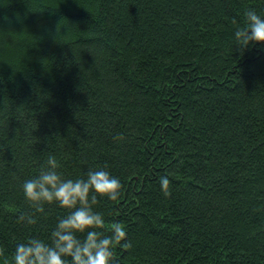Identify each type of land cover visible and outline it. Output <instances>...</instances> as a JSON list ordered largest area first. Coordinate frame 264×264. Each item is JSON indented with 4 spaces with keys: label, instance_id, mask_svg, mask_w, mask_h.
Segmentation results:
<instances>
[{
    "label": "trees",
    "instance_id": "obj_1",
    "mask_svg": "<svg viewBox=\"0 0 264 264\" xmlns=\"http://www.w3.org/2000/svg\"><path fill=\"white\" fill-rule=\"evenodd\" d=\"M249 7L264 15V0H0L9 256L65 214L22 190L55 154L65 178H121V197L96 205L126 224L117 264H264V45L233 38Z\"/></svg>",
    "mask_w": 264,
    "mask_h": 264
},
{
    "label": "clouds",
    "instance_id": "obj_2",
    "mask_svg": "<svg viewBox=\"0 0 264 264\" xmlns=\"http://www.w3.org/2000/svg\"><path fill=\"white\" fill-rule=\"evenodd\" d=\"M244 15V24L233 20V38L241 51L264 45V15L252 7ZM60 167L56 155L49 154L38 174L22 182V190L35 212L44 213L45 205L56 204L65 214L57 218L47 238L29 236L16 243L10 256L0 244V264H117L116 247L132 246L126 224L107 221L105 213L96 207L101 199L117 201L121 197V178L105 166L89 167L75 179L65 178ZM159 181L162 191L170 194L168 176H161ZM17 220L31 225L37 216L20 212Z\"/></svg>",
    "mask_w": 264,
    "mask_h": 264
}]
</instances>
